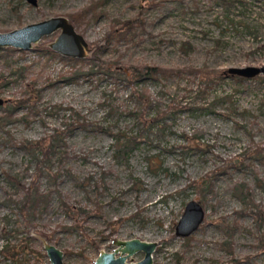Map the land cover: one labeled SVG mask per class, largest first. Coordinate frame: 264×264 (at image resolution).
<instances>
[{
    "label": "rangeland",
    "instance_id": "rangeland-1",
    "mask_svg": "<svg viewBox=\"0 0 264 264\" xmlns=\"http://www.w3.org/2000/svg\"><path fill=\"white\" fill-rule=\"evenodd\" d=\"M91 2L36 0L32 6L26 0H0V31L66 17ZM99 9V18L75 30L88 42L87 60L99 58L108 67L120 66L121 73L126 69L129 75L135 67L147 65L179 70L206 65L220 72L264 65V0H103ZM133 18L143 25H136L123 40L105 43L114 24ZM57 33L22 54L18 50L1 55L5 48L0 49V98L5 100L0 107V264H48L44 239L63 251L64 264H92L100 250H114L113 239L132 238L158 243L152 264H264V249L255 247L257 237L264 236V224L258 230L250 216L237 214L244 205L233 192L235 182H245L254 202L264 206V189L251 172L264 182V161L246 158L240 170H218L212 192L205 195V221L188 241L175 237L173 230L183 207L197 198L191 189L182 191L189 181L222 169V160L248 154L257 146L264 149V77L234 79L227 74L207 89L185 72L137 82L134 87L146 88L152 98L148 116L170 103L197 109H170L158 128L139 137L127 159H116L111 133L139 130L129 115L137 107L132 89L107 76L91 82L63 80L72 70L88 69V61L74 64L54 53L48 45ZM31 87L38 90L37 98L31 97ZM26 100L37 104L36 114L17 107L10 118L5 115L6 106ZM73 113L89 125L67 133L60 149L64 152L51 157L49 167L59 174L39 179L40 190L49 194L48 207L19 227L23 218L13 202L22 193L4 173L28 184L35 164L17 144L65 129ZM191 146L196 149L186 148ZM60 200L90 212L82 231L72 226ZM95 200L100 204L97 212ZM134 213L138 215L131 217ZM223 242L232 244V258L220 247ZM3 245L14 246L16 256L5 257ZM143 256L134 253L126 263Z\"/></svg>",
    "mask_w": 264,
    "mask_h": 264
},
{
    "label": "trees",
    "instance_id": "trees-1",
    "mask_svg": "<svg viewBox=\"0 0 264 264\" xmlns=\"http://www.w3.org/2000/svg\"><path fill=\"white\" fill-rule=\"evenodd\" d=\"M91 4L88 5V7H85L81 9L80 11H77V13H70L67 14V17L71 24L74 25V27L77 29L78 27L82 25H89L91 21L96 20L99 18L103 12L101 9L97 10V7L103 0H91ZM99 1V2H98ZM225 1V0H220ZM13 9H16L13 7ZM118 26L116 27L115 24L111 28V30L107 33L105 36V43L109 44L112 41H119L123 40V38H127L132 35V32L135 27L139 26L141 27L143 25V21L137 20V18L129 19V20H123L122 22H117ZM137 25V26H136ZM1 55H8L10 52L15 51L19 52L16 49L11 48H5L2 49ZM48 52L52 53L50 50H47ZM21 52V51H20ZM19 52V53H20ZM23 52H21L22 54ZM0 55V56H1ZM65 61H71L72 63H84L85 61H88V69H81L80 70H72V72L65 77H62L63 80L66 82H72L77 83L80 82V80H86V81H100L104 77H111V78H117L118 81L121 82L122 85H128L129 88L132 89L131 96L136 101V109L135 111H130L129 115L138 122V133L137 134H124V133H111L113 142L110 144L111 149L113 150L112 156L117 158H126L128 157L129 151L134 149L138 143H139V137L142 136L144 133L149 132L152 128H158V125L160 121H165L164 116L170 111V109H187V110H196V107H187L184 105L179 104H172L170 103V107L167 106L164 109H158L156 112L148 116V108L152 104V98L150 97V94L146 88L136 89L134 85L143 80H147V78L152 80H158L159 77L167 78L170 75H176L180 76L182 72H185L186 74L193 75L194 77H197L200 85H204V88L207 89L208 87L214 85L218 80H221L224 78V75H227L225 73V70L223 72L217 71V70H210L206 65H203L201 68H194V67H188L185 69H173V68H164L161 66H149L146 67H135L133 72H131L129 75L127 73H121L119 70H115L114 67H108L103 61H100L98 58V62H96V59H74V58H65ZM86 63V62H85ZM230 75V74H229ZM20 77L22 75H19ZM234 79H241L240 76H234L230 75ZM200 93V91H198ZM202 92V91H201ZM29 93H31V97L37 98L39 96V92L37 89H34L31 87L29 90ZM29 97V98H31ZM227 99H229V96H227ZM173 102V101H172ZM211 105V103H210ZM17 107L23 108L27 112L36 114L37 112V104L34 102H29L26 100L23 103L20 102V105H15L14 107L6 106V109H4V113L9 118L11 115L17 110ZM74 117H71V122L67 123L65 129H53L49 135H46L45 137L39 138V140H22L18 142L17 146L24 151V153L29 156V158L34 162V172L32 173L31 179L29 180L28 184L21 183L19 180L16 179V177L10 175L8 172H5L6 179L19 191H21L22 195L20 196L18 201L13 202L15 204L17 212L19 215L22 216L23 222L18 223L17 226L20 227L27 224L28 221L31 220L35 215L38 213H41L43 210H45L48 207V200H49V194L45 191L40 190V181L39 179L43 177L44 175L50 176V178H55L59 171L53 173L49 167L50 162L52 160L51 157L56 155L57 153H63L64 150H60L61 147L65 146V137L67 136V133L71 131L72 129L76 127H82L89 125V123L86 121L84 117L79 116V113H73ZM186 138H188L185 135ZM185 147V146H184ZM193 147V148H192ZM188 150H194L196 149L195 146L186 147ZM250 154H253L254 157L250 156ZM253 158L255 160L264 161V149L263 147L259 148L257 146L255 150H252L248 154H243L242 156L239 155L235 158H229L228 160H222L223 166L222 169L216 168L212 171H209L205 173L204 176L197 178L196 180L189 181L185 188L182 190L183 192L186 189H191L194 191V195L198 197L200 203L204 206L205 202V195L208 194V192H212V179L216 176L218 170H228L229 167L236 168L240 170V168H243L245 159ZM69 172V170H68ZM252 175L254 177V181L257 182V186L261 189H264V182L260 178H258V174L255 170H251ZM72 173L69 175L71 176ZM90 182V181H89ZM235 186L233 187L234 194L237 195L239 200L244 205L241 213L237 214H246L247 216H250L253 220V222L256 224V227L258 230L262 228L261 226L264 224V206L261 204H258L254 202L251 194V187L245 183V182H235ZM78 184L85 188L84 182H78ZM97 183L95 182V185ZM60 206L66 214H68L72 220H73V227L78 228L80 231L83 230V222L87 219L88 215L90 214L89 211H85L83 207L77 206L72 207L69 205L68 202L65 200H60ZM93 202V201H92ZM94 205V212H97V209L100 207V204L98 201L93 202ZM138 213H134L131 217L137 216ZM131 219V218H130ZM213 222H217V220H213ZM15 229V228H14ZM19 230V229H18ZM264 236L261 234L258 236V243L256 244V248L259 251H262L264 249ZM50 239V237H48ZM191 238V236H188L187 238H184V241H188V239ZM31 239V237H30ZM26 240H29L27 237ZM14 246H8L3 245L1 253L7 257V256H16V250L13 248ZM220 247H222L224 250L228 252L230 257H233V250L231 249L232 244L226 242L221 243ZM22 248V247H21ZM31 252H35L38 256L41 254L38 251H35V249H31Z\"/></svg>",
    "mask_w": 264,
    "mask_h": 264
},
{
    "label": "water",
    "instance_id": "water-1",
    "mask_svg": "<svg viewBox=\"0 0 264 264\" xmlns=\"http://www.w3.org/2000/svg\"><path fill=\"white\" fill-rule=\"evenodd\" d=\"M26 2L32 6L37 5L36 0H26ZM56 31L58 33L55 40L48 45L54 53H58L63 58H74L77 60L87 58L90 53L88 42L83 35L75 30L74 25L71 24L67 16L50 17L40 22L11 29V31H0V49L31 50L34 43L45 38V36L56 33ZM114 68L115 70H122L120 66H115ZM124 70L127 72L126 69ZM225 72L246 79L258 75L264 77V65L228 68ZM4 102L5 100L3 101L0 98V107ZM1 175L0 172V177ZM183 208L184 210L175 223L173 230L175 237L187 238L196 232L205 221L206 209L200 203L198 197L189 200ZM111 243L115 246V249L110 252L100 250L93 264H152L153 252L158 244L155 241H141L137 238H132L131 240L113 239ZM43 247L48 258V264H64V253L61 249L53 246L45 239L42 242ZM137 252H142L144 257L139 261L126 263V260Z\"/></svg>",
    "mask_w": 264,
    "mask_h": 264
},
{
    "label": "flooded vegetation",
    "instance_id": "flooded-vegetation-1",
    "mask_svg": "<svg viewBox=\"0 0 264 264\" xmlns=\"http://www.w3.org/2000/svg\"><path fill=\"white\" fill-rule=\"evenodd\" d=\"M114 249H115V248H114ZM112 251H113V250H112ZM143 257H144V256H143ZM94 260H95V259H94ZM93 263H94V261H93ZM93 263H92V264H93Z\"/></svg>",
    "mask_w": 264,
    "mask_h": 264
}]
</instances>
